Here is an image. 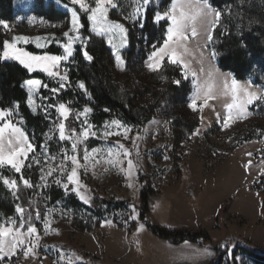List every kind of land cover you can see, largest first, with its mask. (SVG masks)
Here are the masks:
<instances>
[{"label":"rangeland","instance_id":"1","mask_svg":"<svg viewBox=\"0 0 264 264\" xmlns=\"http://www.w3.org/2000/svg\"><path fill=\"white\" fill-rule=\"evenodd\" d=\"M44 1L45 7L54 4L56 9L67 12L70 21L71 9L75 8L80 15V22L84 25L80 29V40L73 42L72 55L51 67V71L59 75L50 76L41 67L30 71L11 55L5 58L4 49L2 60L16 62L31 73L44 75L48 80L54 81L60 91L67 87L66 64L80 50L83 53L86 50L88 38L82 17H87L88 13L83 12L71 0ZM165 1L150 0L143 18L132 21L125 17L133 11V0H113L118 7H109L108 18L124 24L126 28L130 24L138 38V26L143 23L140 28H144L151 12L163 13ZM36 2L37 0H14L16 20L14 23H7L8 28L0 25V34L9 36L7 41L15 43L22 53L34 56L65 55L63 46L68 41L64 33L69 32L71 24L67 25L63 19L51 22L39 16ZM85 2L90 7H95V0ZM114 12L119 20L112 18ZM212 20L214 17L198 21V34L194 37L189 28L188 39L183 42L188 52L183 53V48L179 50L183 53L182 59L187 68L184 64H176L182 67L193 87L189 101L185 106L181 101L183 105L162 110L163 113H171L183 123L192 126L198 118V126L194 131L196 133L199 130L198 134L193 133L188 141L178 143L174 122L160 116L140 130L126 127L130 129L127 132L125 126L114 125L112 122L115 120L94 126L89 122L92 111L83 114L87 107H81L76 110V117L72 119L71 125L67 123L71 113L64 121L65 135L71 138L60 140L57 125L62 118L57 111L58 119L46 135L39 159L35 151L30 152L27 159L23 160L21 173H17L7 164L1 166L10 170L22 186L25 187L21 176L33 185L30 189L35 190L40 199L34 198L33 203L28 206L37 203L45 215H41L39 219L34 218L35 214L30 216L28 207H23L25 215L31 217V222L38 229L39 241L35 254L25 257L24 247L21 246L15 255L5 256L0 260V264H69V261L70 264H252L242 256L245 251L258 254L264 252V101H255L248 105L247 111L251 115L246 119L236 118V109H233V119L228 121L227 127L224 126L228 115L227 105L233 103V97L230 91L225 94L223 82L227 79L230 84L233 75L219 69L211 52L207 36L209 31L212 34ZM162 22L170 24L166 19L158 23ZM88 24L90 33L101 38L111 50L115 67L125 68L124 53L130 47L129 29L127 28L125 46H119L118 38L113 40L124 61L123 65L118 66L115 59L116 48L108 43L107 36L97 35L92 31L90 22ZM17 36L28 37V42L15 41ZM140 42L142 43V39H137V43ZM53 43L61 47V54H34L28 50L32 46L45 52ZM143 45L142 49L146 53L153 48L147 46L146 37ZM150 55L142 62L143 69L149 75L160 71L165 60L171 61L170 55L164 56L159 61L158 69L152 71L147 66ZM65 75L66 79L62 80L60 77ZM147 82L162 86L156 78L149 77ZM60 84H64V87L60 88ZM197 85L201 91H207L210 87L211 92L208 97L197 99L194 110L190 104ZM240 87L264 96V90L252 80L240 82ZM205 98L207 104H204ZM8 119L26 132L16 108L12 109L10 116L0 120V124ZM84 129L89 131L87 137L82 135ZM250 131L252 137L247 138L251 135L246 136ZM260 131L262 135L258 137ZM106 132L110 134L105 135ZM5 135L7 136V130ZM73 142L77 144L75 152L72 150ZM120 145L131 155L124 156ZM93 149L97 151L93 152ZM85 150L89 155L87 161L84 160ZM65 153L67 157L77 156L80 165L77 167L78 184L67 178L74 165L65 158ZM128 159L134 164L131 174ZM61 160L64 161L62 168L59 166ZM115 161L119 163H114ZM50 170L51 175H48ZM4 185L15 203L14 211L9 215L5 213L0 218V223L8 224L14 220L18 225L20 216L16 207H22L17 201L18 188L14 191L5 183ZM56 188L65 197L59 202L58 206H62L59 208L52 204L53 195L57 193ZM93 192L110 205L97 207L100 218L92 224L86 220L85 214L87 212L89 215L90 208L93 207ZM80 194L88 198L87 203L80 199ZM110 202L119 205L120 210L117 211ZM145 220L177 238L174 241L155 235ZM74 225L85 228L88 225L92 228L90 231L88 228L87 233H79ZM186 232L198 235V239L183 240L180 234ZM205 239L209 241L206 242ZM244 242H250L252 246L249 247ZM84 252L92 254L98 260H86L83 257ZM61 255L64 259H61Z\"/></svg>","mask_w":264,"mask_h":264},{"label":"trees","instance_id":"2","mask_svg":"<svg viewBox=\"0 0 264 264\" xmlns=\"http://www.w3.org/2000/svg\"><path fill=\"white\" fill-rule=\"evenodd\" d=\"M172 2L173 0H166L162 12L167 11ZM209 2L212 7L221 12L219 22L212 30V39L209 42L211 52H215L213 56L219 69L231 73L239 82L252 80L264 90V0H209ZM13 3L14 0H0V21L15 22L16 14ZM36 8L39 16L51 22L63 19L67 25L70 23L69 14L56 9L54 4L45 7L44 0H37ZM154 17L155 12L153 11L144 23V28L141 29L138 26V38L130 24H127L130 47L124 53L125 68L118 69L115 67L111 50L101 38L90 33L87 17L83 15L82 22L86 25L85 33L88 38L86 51L93 59L88 61L82 56L81 50L76 53L72 61L66 64L67 87L56 94L52 91V89H57L54 81L48 80L40 73H31L16 62L2 60L3 45L9 36L0 34V109L7 111L16 108L24 122L28 137L35 146V155L38 159L46 135L53 129V125L58 119L57 109L50 106L58 103H64L72 109L71 116L67 121L69 125L76 117L77 109L89 107L92 111L89 122L94 126H101L115 120L125 127L140 130L160 116L174 122L178 143L188 141L192 137L198 126V118L195 119L196 122L192 126L183 123L179 117H175L171 113L162 112V110L174 109L176 106L183 105L181 101L185 106L189 101L193 87L182 67L165 60L160 71L149 75L142 66V62L155 50L151 47L153 45L156 46V49L162 47L163 41L166 39V30L169 24L167 22L156 23ZM112 18L120 19L116 17V12ZM121 21L126 23L125 20ZM0 29L2 30L1 27ZM145 37L147 46L151 49L147 53L142 49ZM140 38L142 43H137V39ZM28 50L34 54H61V47L56 43H53L45 52L32 46L28 47ZM149 77L158 79L162 86L148 83ZM28 80H39L42 86L30 93L25 83ZM81 82L84 83L86 91L79 87ZM43 85H47V87H43ZM30 95L31 105L29 104ZM256 130L258 131V128ZM261 135L262 131L258 133V137ZM246 136H248L247 138L252 137V132L250 131ZM5 179L16 181L10 170L0 166V218L5 213L9 215L14 211L15 201L5 188L3 182ZM16 185L18 204L22 207L27 206L29 215L35 214L34 218H37V212H39V217L45 215L37 203L28 206L29 203H33L34 198L40 199L38 193L22 186L20 182L16 181ZM56 190L57 193L53 195L52 204L59 208L62 207L58 206L59 202L65 197L61 190L57 188ZM35 193L36 196H34ZM93 196V207L90 208V214L87 215V212L85 214L86 220L92 224L100 218L97 207L110 205L96 192H93ZM110 203L114 205L112 202ZM114 206L117 211L120 210L119 205ZM31 223L34 224V222ZM145 223L155 235L161 238L174 241L177 238L153 226L149 220H145ZM74 228L79 233H87V229L89 228L90 231L92 227L86 225L85 228L74 225ZM180 235L183 236V240L196 241L198 239V235L188 232ZM205 241L208 242L209 239H205ZM244 243L249 247L252 246L250 242ZM242 256L252 264H264V252L258 254L254 251H245ZM83 257L86 260H98L88 252H84Z\"/></svg>","mask_w":264,"mask_h":264},{"label":"snow or ice","instance_id":"3","mask_svg":"<svg viewBox=\"0 0 264 264\" xmlns=\"http://www.w3.org/2000/svg\"><path fill=\"white\" fill-rule=\"evenodd\" d=\"M73 4L79 5L80 9L83 12L88 13L87 21L90 22L91 29L97 35L107 36L108 43L116 48L115 59L117 61V65L121 66L124 64L123 59L119 54V48L113 44L114 39H119L120 47H123L127 43V33L128 29L124 24L119 23L117 21H112L108 18L109 7L117 8L118 6L113 3V0H95V7H90L85 0H71ZM150 0H133L134 8L125 19H129L132 21L141 20L144 16V10L149 4ZM221 16V12L212 7L209 0H173L171 7L163 12H157L154 17V22L158 23L161 20L166 19L170 21L169 26L166 30V39L163 41V46L156 49V46L153 45L155 49L151 55L149 56L148 67L152 71H156L159 67V61L164 58L166 55H170L171 63H181L184 64L182 59L183 53H187L188 49L184 46L185 41L188 39V30L191 29V35L196 36L197 29L196 24L198 21H203L208 17H214V20L210 22V27L214 28L216 23L219 22ZM71 27L69 32H65L64 36L67 38V43L63 46L65 50V55L63 56H34L30 53H22L19 49L16 48L15 43L5 41L4 42V51L3 56L5 58L11 57L13 59L18 60L22 65L28 68L30 71L35 70L37 67H41L44 71H46L50 76H58L59 73L51 71V67L59 64L63 60H67L68 57L72 55V45L74 41L80 40V29L84 27V25L80 22V15L78 14L75 8L71 9ZM0 25H3L4 28H8V24L4 21H0ZM143 27V23L140 25ZM69 33H72L70 35ZM208 40L211 41L212 36L211 32H208L207 36ZM28 37L17 36L14 38L15 41L23 40L28 42ZM183 48V53L179 50ZM84 56L88 61H91L93 57L88 54V52L84 51ZM215 55V52H213ZM184 67L187 68V65L184 64ZM193 77H195V72L192 73ZM231 75V74H228ZM62 80L66 79V75L60 77ZM29 88V92L32 93L41 85V81L39 80H28L25 82ZM179 83V81H176ZM251 81H249V84ZM223 86L225 89V94L229 91L232 93L233 103L227 105L228 115L225 121L224 126H228V121L233 119V109H236V118H247L248 115H251L250 112L247 111V106L252 105L255 101H264V96H261L257 93L251 92L248 88L240 87V82L237 81L234 77L229 84L228 80L225 79L223 82ZM43 87H47V85H43ZM64 84H60V88H63ZM81 89H85V85L83 82L79 84ZM53 92H58L59 88L52 89ZM86 91V89H85ZM211 92V88L209 87L207 91H201L199 85H197L195 95L192 99V103L190 107L194 110L197 107V99L203 97H208ZM32 99L31 95L29 96V104L31 105ZM204 104H207V98L204 99ZM18 107V105H16ZM50 107H55L59 112L61 122L57 125V131L59 133V139L65 140L70 139V136L65 135V123L68 119L69 114L72 109H70L66 104L60 103L57 105H51ZM11 109L5 111L0 109V120H3L5 116L11 115ZM35 111V108H33ZM91 111L88 108L83 110V114H87ZM219 115V114H218ZM79 118V116L77 117ZM114 125L120 127L119 121H113ZM7 130V136L5 135ZM130 131V129L125 127V132ZM199 130L194 134H198ZM75 130H73V134ZM110 133H105V135H109ZM84 137L89 135L88 129H84L82 132ZM77 144L76 142L72 143L73 152L76 151ZM120 148L123 149L124 156H130L131 153L123 148V145H120ZM35 151L34 144L29 140L27 133L21 128L16 126L11 119H8L5 123L0 124V166L7 164L11 166V168L15 169L17 173H21V169L23 167V160L27 159L28 154L30 152ZM97 151L93 149V152ZM249 155H252L249 153ZM65 158L69 159L71 163L74 165L70 175H68V180L70 182H76L77 180V167H79V161L76 155L71 157H67L65 153ZM55 160V157H52ZM89 159V155L87 150H85L84 160L87 161ZM111 162V161H110ZM114 163H119V161H115ZM64 161L61 160L60 167L62 168ZM129 174H131V169L134 167L133 161L128 159L127 161ZM30 166V165H29ZM50 170L48 175H51ZM23 184L25 187L31 188L33 185L29 183L27 179H24L21 176ZM43 180L44 177L42 176ZM6 185H8L14 191L16 190V181H9L5 179L3 181ZM67 188V185H65ZM80 199L84 200L85 203L88 202V198L83 194H80ZM16 212L20 216L19 224L17 225L16 221H11L8 224L0 223V260L4 259L5 256L15 255L16 250L23 246L24 252L23 254L27 257L29 254H35V248L38 246L39 241V233L37 227L31 223V217L25 215V209L17 205ZM37 219H39V212L36 213ZM47 229V224L45 225ZM140 229H143V225H140ZM227 248L228 245H225ZM207 253V250H205ZM61 259H64L63 255H61ZM239 259V258H237ZM70 264V261H69Z\"/></svg>","mask_w":264,"mask_h":264}]
</instances>
